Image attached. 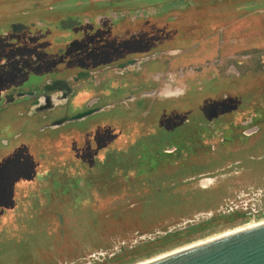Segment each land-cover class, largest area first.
Returning a JSON list of instances; mask_svg holds the SVG:
<instances>
[{
  "label": "rangeland",
  "instance_id": "obj_1",
  "mask_svg": "<svg viewBox=\"0 0 264 264\" xmlns=\"http://www.w3.org/2000/svg\"><path fill=\"white\" fill-rule=\"evenodd\" d=\"M141 5L159 12L151 23L158 32L167 26L168 33H176L169 36L170 46L181 52L208 45L213 33L232 25V34L240 37V55L264 54V0H0V64L5 61L2 70L7 71L0 88L26 79V87L42 82L39 75L54 70L49 52L57 53L55 47L70 40L66 30L78 20L108 10L132 15ZM60 22L64 33L55 27ZM30 40L38 41L39 48H54L34 49ZM258 63L240 70L242 76L262 72ZM174 79L180 82L178 74ZM255 86L257 107L264 105V76ZM78 89L70 108L53 114L27 113L20 107L0 114V264H140L264 220L243 224L233 216L229 224L212 225L216 217L208 216L264 184V161L259 160L264 156V133L251 146L248 143L250 147H229L220 141L222 129H214L215 138H205L211 150L184 151L164 170L148 174L141 172L147 163L139 152L140 143L151 137L145 121L127 114L122 123L114 113L86 127L52 125L67 109L72 115L82 108L76 105L84 101L87 88ZM247 91H233L225 104L240 98L246 107ZM201 102L192 103V117L203 110L213 115L214 106ZM106 123L115 134L100 126ZM95 125L102 127L99 132ZM238 162L241 166L227 170ZM202 175L219 178L206 190L199 182ZM202 225L205 230H198ZM191 228L196 230L191 233Z\"/></svg>",
  "mask_w": 264,
  "mask_h": 264
},
{
  "label": "flooded vegetation",
  "instance_id": "obj_2",
  "mask_svg": "<svg viewBox=\"0 0 264 264\" xmlns=\"http://www.w3.org/2000/svg\"><path fill=\"white\" fill-rule=\"evenodd\" d=\"M108 11L88 15V19L78 20L74 27L67 28L70 40L63 46L57 45V53L49 52L53 55L54 70L49 72L48 68L39 75L43 76L42 82L26 87V79L0 88V114L18 107L27 113L31 110L36 114H53L58 109L70 108L74 100L78 99V88L86 87L84 101L76 105L82 108H76L72 115L68 114L67 109L55 118L52 125L80 115L85 117L61 127H86L96 119H108L114 113H118L122 123H125L128 115L137 117L138 121H145L144 124L149 125L148 134L151 137L139 146V152L143 159L147 157V162L170 161L172 158L168 159L169 156L174 154L178 157L183 150L191 151L190 154L211 150L212 146L206 145L205 138L208 137V141L210 137L215 138L214 129L223 130L220 141L229 147L249 146L254 138L264 133V105L260 102L257 107L254 106L256 80H260L261 75L264 76V54L240 55V37L232 34V25L210 35L208 45H193L190 50L181 52L170 46L173 38L169 39V36L176 33H168L167 26L158 32V27L151 23L159 14L154 8H142L141 5L132 15L127 16H119L118 13L114 15ZM66 21L61 20L62 23ZM61 22L55 27L58 32L64 33ZM125 24H129V27H124ZM119 25H122L121 31ZM262 36L264 40V33ZM13 39L12 37L10 41L13 42ZM31 42L35 43L31 44L34 49L48 52L54 48L48 45L45 50L38 47V41ZM31 58L38 61L35 56ZM189 60L200 63L187 67L182 65ZM5 63L0 64L1 85H4L7 72L5 68L2 70ZM254 63L262 66V72H247L242 76L241 71H247L248 66L252 69ZM243 64L246 66L241 67ZM61 66L65 68L62 69ZM195 68L197 72L194 71ZM65 71L72 74H66ZM190 71H193L194 77L189 75ZM32 74L33 72L30 73ZM174 74H178L180 82L174 79ZM204 83H207V88ZM247 88L249 103L246 107L240 98L225 104L227 95ZM203 91H206L204 98L197 99L195 93H204ZM199 101L204 102L206 107L214 106L211 112L213 115L209 116L203 110L196 118L192 117L189 113L192 103ZM64 104L65 107H60ZM50 105L54 108L48 109ZM186 112L188 113L185 114ZM172 118L178 119V123H174ZM100 126L111 131V134L114 133L109 123ZM102 127L95 125L96 129L99 128L98 132ZM180 141H185V147L179 145ZM192 157L191 155L190 158ZM259 160L264 161V156ZM241 164L238 162L230 165L227 170ZM161 175L164 176L165 173L162 172ZM199 178L200 184L205 185L206 188H203L208 190L219 177L202 175ZM229 204L235 206L234 211L222 213L221 210ZM233 216L243 224L264 218V184L259 188H250L247 193L226 202L210 219L216 217L215 220H222Z\"/></svg>",
  "mask_w": 264,
  "mask_h": 264
},
{
  "label": "water",
  "instance_id": "obj_3",
  "mask_svg": "<svg viewBox=\"0 0 264 264\" xmlns=\"http://www.w3.org/2000/svg\"><path fill=\"white\" fill-rule=\"evenodd\" d=\"M50 108H54V106L50 105L48 109ZM83 117L85 116L80 115L73 119H64L54 126L58 128ZM153 264H264V226L209 243Z\"/></svg>",
  "mask_w": 264,
  "mask_h": 264
},
{
  "label": "bare ground",
  "instance_id": "obj_4",
  "mask_svg": "<svg viewBox=\"0 0 264 264\" xmlns=\"http://www.w3.org/2000/svg\"><path fill=\"white\" fill-rule=\"evenodd\" d=\"M263 226H264V220L259 222V223H250V224L244 226L243 228H239V229H236L234 231H230V232H227V233H224V234H220V235H218L216 237H212V238H209V239H206V240H202V241L197 242V243H195V244H193L191 246H188V247H186L184 249H180V250H176V251L171 252V253H167L165 255H162V256L157 257V258L152 259V260L145 261L144 263H140V264H153V263H156L158 261H161V260L167 259L169 257H172L174 255H177V254H180V253H183V252H186V251H189V250H192V249L207 245L209 243H212V242H215V241H218V240H221V239H225L227 237H231V236L239 234V233H243V232H246V231H249V230L257 229V228H260V227H263Z\"/></svg>",
  "mask_w": 264,
  "mask_h": 264
},
{
  "label": "trees",
  "instance_id": "obj_5",
  "mask_svg": "<svg viewBox=\"0 0 264 264\" xmlns=\"http://www.w3.org/2000/svg\"><path fill=\"white\" fill-rule=\"evenodd\" d=\"M180 144V146L181 145H183V147H185V141H180L179 142ZM182 147V146H181ZM185 150H183V152H184ZM177 156H175L174 154L173 155H171V156H169L168 157V159H170V158H176ZM149 158V157H148ZM144 159L146 160L147 159V157H144ZM150 159V158H149ZM171 161L172 160H170V161H166V162H147L146 161V166H145V168L143 169V170H141V172H148V174H149V172L150 173H152V171H155L157 168L158 169H162V170H164L165 168H167V166L168 165H170L171 164ZM227 220L228 219H222V220H220V219H217V220H215V221H213V223H212V225H214L215 223H223V222H225V223H227V224H229L228 222H227ZM233 224V223H232ZM211 225V226H212ZM216 226V225H215ZM205 227H206V225H202V226H200L199 227V229L198 230H200V229H203V230H205ZM214 227V226H213ZM198 228V227H197ZM212 228V227H211ZM207 229V228H206ZM194 230H196V228H191V230H189V232H193ZM189 232H188V234H189ZM176 235H178V234H176Z\"/></svg>",
  "mask_w": 264,
  "mask_h": 264
},
{
  "label": "built area",
  "instance_id": "obj_6",
  "mask_svg": "<svg viewBox=\"0 0 264 264\" xmlns=\"http://www.w3.org/2000/svg\"><path fill=\"white\" fill-rule=\"evenodd\" d=\"M234 205L233 204H229L228 206H226L224 209L221 210L222 213H228V212H233L234 211ZM209 218H211L213 216V214H208Z\"/></svg>",
  "mask_w": 264,
  "mask_h": 264
}]
</instances>
